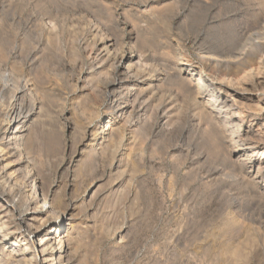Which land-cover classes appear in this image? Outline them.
<instances>
[{"label":"rangeland","instance_id":"rangeland-1","mask_svg":"<svg viewBox=\"0 0 264 264\" xmlns=\"http://www.w3.org/2000/svg\"><path fill=\"white\" fill-rule=\"evenodd\" d=\"M67 1L69 0H0V10L2 8L4 10L0 12V21L3 20L0 22V26L3 25L2 31L0 30V39L2 38L3 43L5 42L4 48L9 45L6 49H10L11 45L13 46V44H10L14 42L13 40L18 38L22 41L23 39L24 47H27H20L21 44L23 45V41L18 40V45H14L17 51L20 50L21 55H27L26 52L29 54L32 51L31 49L39 47L40 54L38 53L36 58L40 57L42 60L40 61L38 58L39 61L37 59L36 61L37 64L41 63L42 65L38 64L40 66H38V70L37 66L35 67L37 74L32 70V73L30 71L26 72V76L32 83H34V80H39L34 84L37 89L39 88V91H42L37 93L40 103L35 110L40 118L38 119L37 115L33 117L32 122L35 125L32 123L31 127H33L30 130V133L32 132L30 136H34V139H36L33 140L36 145L34 144L35 148H33L32 155L39 162V167L41 166L40 169L44 174V176L38 178L37 183L40 184L39 187L43 190H47L46 188L50 184L54 186L53 190L56 192L57 198L61 200V204L58 206L59 210L64 211L69 200L76 201V207L72 210V214L74 212L73 219L71 218L70 223L67 222L70 224L72 232L75 233V237L78 238L76 246L72 244L75 249L71 246L68 250L70 258H74L75 264H234L232 257H235V249L231 247L239 243L234 246H238V250L236 248L238 251H236V257H239L237 258L238 264H264V195L258 194L251 182H249L248 187H245L248 183L243 182L244 180L239 172H235L237 175L239 174L238 177L232 176L235 173H233V169H230L231 165L229 164L230 167H228V162H225V157L229 155V152H227L228 146L224 143L217 144L218 141L215 140V137H212L213 132L210 130L211 134L209 131L211 127L208 128L212 121L207 117L208 114L201 115L198 104L196 105L197 102L195 103L190 95L182 91L179 93L177 86L168 82V85L165 84L168 88L167 86L164 88L159 86V89H157L159 94L160 92L163 95L164 92L165 94L168 93L164 95L163 105L165 106V103H167L168 108L169 106L170 108L176 106L177 108H173V110H176L171 109V114H177L179 117L172 115L175 119L171 118L168 121L169 124L165 123L166 121L160 118L163 111L158 109L157 106L155 107V104H158L155 103L154 107L157 109L152 107V110H155V113L157 110L161 114H158V116L153 113L154 117L151 118V123L148 122L149 126L153 128L145 124L148 130L145 129L147 132H145L147 134L145 136L147 137L142 135V137L137 138L134 131L127 126L125 128L126 138L122 140L120 137H116L115 141L117 138L120 140L117 139L115 145H113V142V146L109 143V146L103 144L102 149L100 148L101 135L108 133V131H105V127L108 124L111 112L110 108L104 104V97L102 96H105L107 80L110 81L111 75L108 76V70L103 69V71L98 68L97 70L100 71L97 72V76L94 74L95 63L92 57L90 58L82 50L83 47L80 45L81 41L88 37L86 33L89 34V26L83 24V20L79 19L84 15L83 10L91 12L92 9V11L94 10L93 14L99 13V15H96L98 18L99 16L100 18L103 17V20L107 21L108 24L113 21L115 25L113 23L111 25L118 26V31L117 29L114 30V32L117 31L115 32L117 35H120L122 31L128 33L133 27L137 30L139 28L138 31L140 32L142 30L141 33L135 30L137 31V38L141 37L137 39V44L139 50L144 51L146 55H150H147L150 59L147 62L148 66L153 64L152 60L154 58L152 57L155 56V59L160 61H157L158 64L167 66L168 63H172L171 66L168 64V68L174 67L176 64H182L192 71L195 80L200 76V72L204 70L209 71L211 74L214 73L208 77H203L208 83L218 86L217 90L222 95L221 97L230 96L228 101L235 99L232 101L235 105L237 104L234 108L241 112L240 117L244 120L240 131L243 133L242 129L250 123L253 130L256 131L257 125L253 123L255 116H264V0H73V2L70 0L69 4ZM8 2L12 3L11 6ZM75 2L76 5L78 4L77 6ZM75 7L81 9L78 10ZM109 9L113 10L114 15L110 13L112 17L109 14ZM127 13L129 15L131 13V15L129 16ZM124 14L128 16H124ZM104 15H106L105 18ZM64 16L67 18L66 22ZM71 17L74 19L72 20ZM133 17H135V20ZM53 21H57L60 29L57 34L55 33L53 37L49 38L46 29ZM4 22L7 23L4 24ZM61 25L66 27L64 26L63 29ZM74 25L78 31H75ZM82 28L84 31L81 30ZM6 29L9 31H6ZM3 32L5 35H3ZM72 32L75 34H72ZM260 35L261 37H259ZM40 36L42 37L40 38ZM44 36L45 39L48 38L45 40ZM73 36L74 38L77 37L76 40L72 38ZM8 39H11V42ZM139 40L143 42L141 43L142 46ZM37 41L39 43L41 41L40 45L43 47L36 43ZM160 41L165 42L166 50L160 45ZM248 41L250 42L248 43ZM196 43L198 44L196 45ZM12 46L11 49L14 48ZM207 50L211 54L214 52V56L222 55L223 57H220L224 60L216 56L217 61L213 64L207 58ZM150 51L158 53L152 52L153 54H151ZM71 52L77 55L75 56ZM162 52L163 56L167 58L163 59ZM239 55H243L242 58ZM232 56H236L238 61L236 57L232 61L229 60L232 59ZM72 57L75 58L72 60V62L75 61L74 63L70 60ZM258 57L259 60H257ZM249 58L251 60L254 58V61L251 62ZM166 59H168V62ZM173 59L176 64L173 63ZM240 59L245 60L243 62ZM162 60L166 62L163 61L165 62L163 63ZM200 69L202 70L199 71ZM105 72L108 74L107 76ZM90 75L92 77L94 75V77H91V79L89 78ZM241 76H244V79ZM248 76H250V79H248ZM218 78L224 81L218 80ZM221 81L223 83H220ZM258 81L262 83L259 82L258 84ZM224 83L225 85H223ZM230 84L236 86L235 89L234 87L230 88ZM244 88H246L245 92L243 91ZM45 89L47 94L44 91ZM89 90L91 92H88ZM181 92L184 95H180ZM39 94L46 95L41 96ZM167 95L173 96L169 99ZM42 97L44 98L43 101ZM174 97L178 99H173ZM178 100L180 101L179 107ZM41 102L42 105H40ZM204 103L208 104V102L203 101L202 105ZM250 105L251 109L249 108ZM208 106L214 109L215 114L221 112L223 114L224 112V108L220 112L218 109L211 107V104H208ZM247 107L250 110L249 112ZM41 108L42 110H40ZM193 108L198 111L193 110ZM253 109L258 110V112L253 111ZM152 110L151 112H153ZM98 112L102 115L100 118L99 115H94ZM197 112H200V116L197 115ZM242 113H245L246 116ZM153 115L150 113V116ZM36 117L39 120L37 124L35 122L37 121ZM201 117L203 120L207 117L208 120L206 121L210 120L211 122L206 123V121H202ZM172 123L173 125H170ZM221 123L224 128L226 123L221 120L220 127H222ZM153 124L156 126H153ZM86 126L93 129L94 138L90 137V145L96 144L99 148L96 151L97 154L94 152L92 155L93 158L92 156L91 158L86 156L87 154L79 155L80 152L78 151ZM103 128L104 130H102ZM161 131L163 133L167 132L163 134ZM131 134L134 139L130 138ZM119 142L123 147L119 146L120 153L117 154L114 160V158L112 159V151L118 147ZM249 142L242 141L241 144L248 147ZM221 145L227 147L223 148ZM254 145H264V140L256 141ZM114 146L115 148H113ZM102 152L104 153L101 154ZM223 153L225 154L223 155ZM77 155L78 157H75ZM133 164H136L135 167L132 166ZM125 165L128 166L125 167ZM125 168L127 169L125 170ZM116 170H119L118 173ZM121 171H123V175L120 173ZM35 173L36 170L34 173H29V175L33 174L34 176ZM229 178H232L233 181L238 178L242 179L241 183L245 184L240 186L231 179L228 181ZM230 182H233V184H229ZM30 183V186H33L31 181ZM229 188L233 190V192L231 190V193L235 192L233 195L229 193ZM257 194L261 195L260 199ZM234 219L239 220L234 223ZM53 245L57 248L58 240ZM231 250H233V253H231ZM8 255L9 253L0 251V264H14V261Z\"/></svg>","mask_w":264,"mask_h":264},{"label":"bare ground","instance_id":"bare-ground-1","mask_svg":"<svg viewBox=\"0 0 264 264\" xmlns=\"http://www.w3.org/2000/svg\"><path fill=\"white\" fill-rule=\"evenodd\" d=\"M71 1L73 2V0H71ZM68 2H70V0L67 1V3ZM72 2H71V4H72ZM146 2H148V1H146ZM105 3H104V7L106 8ZM110 3H112V2H110ZM4 4H5V2H4ZM11 4L9 3L10 6H11ZM129 4H131V3H129ZM9 5H8V7H9ZM23 5H24V3H23ZM75 5H76V2H75ZM114 5H116V4L114 3ZM115 7H117V6H115ZM70 8H73V7H70ZM75 8H77V7H75ZM4 9H6V8H4ZM79 9H81V8H79ZM1 10H0V12H1ZM2 11H4V10H2ZM90 11L91 12L83 10L84 15H82V16L80 15L81 18H79V19L83 20V24H86V25L89 26V29H88L89 30V34L84 32V33H86V35H88V37L84 38L81 41L80 45L83 47L82 50H84L90 58L92 57L93 62L95 63L94 67L96 69L95 70L93 69L95 75L97 74L98 71H100V70H97V68L101 69V70H103V69L105 70L106 69V70H108V73H109V75H108L105 72L106 76L107 75L108 76L111 75L110 81H109V79L107 80L105 78L108 81L107 82L108 84H106V91L104 90L106 92L105 96H102V97H104V100H103L104 104H106V106L108 108H110L111 112H110V115H109L110 119L108 121V124H107V126L105 125L106 126L105 127L106 128L105 131H108V133L107 134H103V135L100 134L102 136L101 139H100L102 142L99 143L100 144L99 146H101L100 148L102 149V147H103L102 145L103 144L104 145H108L110 143L112 145V143L114 142L113 145H115V142L120 140V139L117 138L118 140L116 139V141H115L116 137H120L122 140L124 138H126L125 137V134H126L125 128L127 126L134 131V135H136L137 138L138 137H142V135H144V136L147 135V134H145V132H146L145 129L147 130L145 124H148L149 121L151 123V121H152L151 118L154 117L153 113L155 115L159 114V112L157 110H156V113H155V110L153 111L152 107L154 109L158 108V109L163 111L160 118H162V120H165L166 121L165 123H168V121L171 120V118L175 119L174 117H177V116L179 117V115H177V114H176L177 116L174 115V114H171L173 108H175L176 106L173 107V108H170V106H169V108H170V110H169L168 106H166L167 103H165L166 104L165 106L162 103L164 95H166L168 93L166 92V94H165V92L162 90L164 92V95L161 94V92H160V94H161L160 95L158 93V90H157V89H159V86H161L163 88L166 87L168 85L167 84V82H168V83H171L172 85L177 86V90L179 89V91H178L179 93H180V91H182V92L187 93L188 95H190L193 98V101L195 100V103L197 102L196 105L198 104L197 105L198 106V110L201 111V115H205V114L207 115L208 114L207 117H209V119L212 121V124H213V125L211 124L212 126L208 125L211 121L210 120H209L210 122L206 121V120H208L207 117H206L207 119L205 118V120H203L202 119L203 116H202L201 119H202V121H206V123L209 122L208 124H205V125H208V128H209V126L211 127V129H209V131L211 130L213 132L214 136L212 135V137H215V140L218 141L217 144L220 145V143L221 144L224 143V144H226L228 146L229 149H228L227 152H229V155H228V157L225 155L226 156L225 157V159H226L225 162L226 163L228 162V167H230L229 166V164H230L231 165L230 169L231 170L233 169L232 170V171H234L233 173L239 172L241 174L240 176H242L244 181L242 179L241 180L243 182H246V184L248 183L247 186L245 185V187H248V185H250L249 182H251L252 186L255 187V189L257 190L258 194H263L264 195V145H260V146L254 145L256 141L258 142L259 140H262V141L264 140V116H255V118L253 120V123H255L257 125V130L256 131L253 130L252 124L250 123L249 125L245 126L244 129H242L243 133H241L240 132L241 131V127L243 125L242 121H244V120H242V118L240 117L241 112H239L238 110H235V108H234V106H236L237 104L235 105L234 102H232V101L235 100V99L228 101V98L230 96H226L225 98L221 97L222 95H220L218 93V90H217L218 86L216 87V86L208 83L203 77V76L208 77L210 75H213L214 73L211 74L209 71L204 70V71L200 72L201 73V74H199L200 76L198 75L199 77L198 78L196 77L197 79L195 80L194 77H193L192 71L187 69V68H185L182 64L180 65V64L174 63V59H173V63L176 64V65L174 67L168 68L169 67L168 66L169 63L167 64L168 67L167 66H163L161 64H158L157 61H159V60H156L155 56L152 57V58H154V60H152L153 64L151 66H148L147 62L150 61L148 56H150V55L147 54L148 55L147 56L144 53V51L139 50V47H138V44H137L138 43L137 39L141 38V37L137 38L138 36H137L136 32L139 30L138 27H137L138 30L133 27L131 29V31H129L128 33L127 32L123 33V31H122L123 34L121 33L120 35H117L115 32L118 31V29H117L118 26H116V27L112 26L111 24L113 23V21H111L112 23L109 22L110 24H108L107 21L105 22L103 20V17L100 18V16H99V18H98L96 16L97 14L99 15V13H96V15H95V14L92 13L94 10L92 11V9H91ZM112 11L110 10L109 14L112 13ZM128 11H130V10H128ZM77 12H79V11H77ZM80 12H82V11L80 10ZM133 12H135V11H133ZM100 13H102V12L100 11ZM131 13H130V15H131ZM80 14H82V13H80ZM112 14H110L111 17H112ZM126 15L124 14V16H126ZM135 15H137V14H135ZM5 16H7V15H5ZM105 16L106 15H104V18H105ZM134 18L135 17H133V19ZM73 19L74 18H72V20ZM118 19H120V18H118ZM124 19H127V18H124ZM2 21H0V22H2ZM64 21L66 22L67 18L64 19ZM77 21H79V20H77ZM130 21H132V20H130ZM127 22H129V21H127ZM6 23L4 22V24H6ZM71 23H70V25H71ZM117 23L118 22L116 20V25H117ZM73 24H74V22H73ZM46 25H47V23H46ZM64 26L61 25V27L63 29L66 27V26L65 27ZM2 27H3V25H2ZM2 27L0 26V30H1ZM45 27H47V26H45ZM74 27H75V25H74ZM68 28H69V26H68ZM7 29H6V31H9ZM59 29H60V25L57 23V21H53L51 23V25L48 26V29H46L47 30V36H49V38L51 36L53 37L55 33L57 34ZM76 29H75V31H78V29L77 30ZM116 29H117V31L114 32V30H116ZM46 30H45V32H46ZM81 30L84 31L83 28ZM81 30H80V32H81ZM135 30H137V31H135ZM170 30H172V29H170ZM62 31H64V30H62ZM138 32L141 33L142 30H141V32L140 31H138ZM73 33L74 32H72V34ZM261 33H263V32H261ZM167 34H166V36H167ZM3 35H5L4 32H3ZM84 35H83V37H84ZM261 35L259 37H261ZM141 36L143 37V35H141ZM41 37L42 36H40V38ZM55 38H57V37L55 36ZM72 38H74V36ZM76 38L77 37L75 36L74 40H76ZM12 39H14V38H12ZM44 39H45V36H44ZM17 40H18V38H17ZM17 40H13L14 42H11V39L10 40L8 39V41L11 42V43L10 42L9 43L13 44V46L11 45L12 47H14V45H16V44L18 45V41H20L21 39L18 40V41ZM260 40H261V38H260ZM3 41L4 40H2V38H1L0 39V251H3L5 253H9L8 256H10V258L14 261V264H75V260H73L74 258L73 259L70 258V256H69L70 254L68 253V250L71 248L72 244H74L76 246V243H77V240H78V238L75 237V233L72 232L73 230L70 229V224H69L70 220H71V218H72V216L74 214V212L72 214V210H73L74 207H76L75 206V202L76 201L75 202L72 201L73 199L68 201V199H67L68 202L66 203V207H65L64 211H60L59 210L58 206H59V204H61V202H60L61 200L59 198H57L56 192L53 190L54 186H52L50 184L49 187L46 188L47 190H43V189H41V187H39L40 184L38 185V183H37V181L39 180L38 178L44 176V174H43V171L40 169L41 166L39 167V162L36 159H34L33 155H32L33 150H34L33 148H35V146H34L35 141H33V140H36V139H34V136H32L33 137V139H32V137L30 136V134L32 132L30 133V130L33 127V126L31 127L32 123H34V122H32L33 121V117L35 115H37L36 112H35L36 107L40 103L39 99H38V95H37V93L39 91L38 90L39 88L37 89V86L34 84L35 82H37L38 79L36 81L34 80V83H32L29 80L28 76H26V72L30 71V73H32L31 72V70H32L33 72L35 71L34 73H36V68L38 70V66L41 64V63L40 64L38 63L39 64L38 65L37 61H36V59L38 61L40 59V57H38L39 59L36 58L38 56V53H39V51H38L39 47L38 48L37 47H35V48L33 47L34 49H31L32 51L29 54H28V52H26L27 55H21L20 52H19L20 50L18 49L19 51H17L15 49V47L13 49H11V46H10V49H6V48L9 47L8 44H7L8 47L4 48V43L5 42L3 43ZM22 41H23V39H22ZM22 41H20V42H22ZM38 41L36 43H39ZM250 41H248V43ZM78 42H79V40H78ZM40 43H41V41H40ZM40 43H39V45H40ZM141 43H143V42L140 41V44ZM159 43H160V45L162 47H164V48L166 47L165 42H161L160 41ZM144 44H146V43H144ZM197 44L198 43H196V45ZM149 45H151V44H149ZM22 46H23V48L27 47V46L24 47V41H23V45L21 44L20 47H22ZM141 46H142V44H141ZM41 47H43V46H41ZM78 47L80 48V46H78ZM157 47H159V46H157ZM43 49H41V51H43ZM165 50H166V48H165ZM72 51H74V50L72 49ZM146 51H148V50H146ZM208 51L209 50H207V58H208V60L210 62H213V64H214V62L216 63V61H217L216 60V56L217 55L215 54L216 56H214L213 55L214 52L211 54V53H208ZM75 52H76V49H75ZM152 52H151V54H153L156 51H154L153 53ZM163 52L161 54L163 59L167 58V57L163 56ZM202 52H203V50H202ZM202 52H201V55H202ZM156 53H158V52H156ZM219 53H217V54H219ZM226 53H225V55H226ZM71 54H74V53L71 52ZM154 55H156V54H154ZM229 55H231V54H229ZM229 55H227V56L229 57ZM218 56H217V58H219L222 55H220L219 57ZM242 56H240V57L242 58ZM235 57L232 56V59H229V58L228 59L232 61L233 58L235 59ZM156 58H157V56H156ZM230 58H231V56H230ZM73 59H75V58L72 57L70 59L71 62H72ZM222 59L223 58H221V60ZM247 59H248V57H247ZM249 59L251 60V58H249ZM259 59L260 58L258 57L257 60H259ZM41 60H42V58L40 59V61ZM236 60H237V57H236ZM240 60H243V59H240ZM244 60H243V62H244ZM252 60H251V62H252ZM163 61H165V60H162V62ZM166 61L168 62V59H166ZM179 61H180V59H179ZM74 62L75 61H73L72 63H74ZM165 62H163V63H165ZM171 64L172 63H170L169 65L171 66ZM245 64H246V62H245ZM260 64H261V61H260ZM106 66H108V67H106ZM242 66H244V65H242ZM238 67H236V68H238ZM252 67H254V66H252ZM258 68H259V66H258ZM221 69H220V72H221ZM40 70H42V69H40ZM201 70L202 69H200L199 71H201ZM243 70H246V69H243ZM250 71H247V72H250ZM237 72H234V73H237ZM79 76H81V75H79ZM99 76H101V75L99 74ZM106 76H104V77H106ZM236 76H237V74H236ZM91 77L92 76L90 75L89 78H91ZM93 77H94V75H93ZM223 77H222V79H223ZM229 77H231V76H229ZM233 77H232V79H233ZM32 78H34V77H32ZM220 78H218V80ZM224 78H226V77H224ZM242 78L244 79V76ZM242 78H240V79H242ZM80 79H82V78H80ZM222 79H220V80H222ZM248 79H250V76H248ZM213 80H215V79H213ZM230 80H231V78H230ZM235 80H238V79H235ZM246 80H247V77H246ZM211 81H212V79H211ZM222 81H224V80H222ZM222 81L220 83H223ZM215 82H217V81H215ZM241 82H243V81H241ZM259 82L260 81H258V84H259ZM260 83H262V82H260ZM75 84H77V83H75ZM165 84H167V85H165ZM248 84H249V82H248ZM223 85H225V83ZM231 85L232 84L229 85L230 88L234 87L235 84L233 86H231ZM235 87H234V89H235ZM239 87H240V84H239ZM167 88H168V86H167ZM221 88H223V87H221ZM244 89H243V91L245 92L246 88H244ZM165 90H167V89L165 88ZM177 90H175V91H177ZM44 91H46V89ZM175 91H174V93H175ZM40 92H42V91H39V93ZM88 92H91V91L89 90ZM182 92H181L180 95H184V93L182 94ZM231 92H233V91H231ZM171 93H169V94H171ZM46 94H47V91H46ZM46 94H42V95L45 96ZM39 95H41V94H39ZM167 96H169V99H170V97L173 96V95H167ZM43 97H42V101L44 100ZM181 97H183V96H181ZM188 98H190V97H188ZM192 98H190V99H192ZM173 99L177 100L178 98L174 97ZM167 101H168V99H167ZM203 101L206 102V103L208 102V104L212 105L211 107L218 109L220 112L224 108L223 114L225 113V115H223L222 112L218 113V114H215V111H213L214 109L210 108L208 106V104L204 103V105H202ZM155 103H158V104H155ZM42 104L43 103L41 102L40 105H42ZM154 104H155V107L157 106V108L154 107ZM169 104H171V103H169ZM179 104H180V101L178 103V107H179ZM197 106H195V107H197ZM252 106H255V105H252ZM40 107H42V106H40ZM257 107L259 108V106H257ZM249 108L251 109V105H250ZM249 108H248V112L250 111ZM236 109H237V107H236ZM243 109H244V107H243ZM261 109H262V106H261ZM40 110H42V108ZM107 110H109V109H107ZM151 110L153 112H151ZM174 110H176V109H174ZM193 110H195V109L193 108ZM198 110H195V111H198ZM209 110H211V111H209ZM255 110L253 109V111H255ZM256 111L258 112V110H256ZM248 112H247V114H248ZM150 113H152L153 116H150ZM242 114H245V113H242ZM94 115H99L98 116L99 118H100V116H102V115L99 114V112H98V114H94ZM172 115L174 117H172ZM197 115L200 116V112H197ZM197 115L195 114L196 117H197ZM39 116L40 115L38 114L37 115L38 119L40 118ZM149 116H150V118H148ZM245 116H246V114H245ZM37 117L35 119H37ZM38 119H37V121L34 120L36 122V124L39 123ZM155 119H154V121H155ZM221 120H223L226 123V126L224 128H223V125H222L223 122L221 123L222 127L219 126V123H220ZM162 123H164V122H162ZM173 123H176V122H173ZM173 123L170 124V125H173ZM34 125H35V123H34ZM154 125L155 124H153V126ZM160 125H161V123H160ZM148 126H149V124H148ZM164 126H166V125H164ZM167 126H169V125H167ZM149 127H151V126H149ZM151 128H153V127H151ZM166 128L168 129V127H166ZM33 129H35V128H33ZM85 129L86 130L84 132L83 139H82L80 144L78 143L79 144L78 151L80 152L79 155L80 154H87L86 156L91 158V156L94 154V152L96 153L97 149L99 150V148L96 146V144H91L90 145V143H89L90 137L91 136L93 137V129L91 127L87 128V126H86ZM130 129H129V131H130ZM102 130H104V128ZM32 131H34V130H32ZM150 131H151V129H150ZM162 131H164V130H162ZM203 131H204V129H203ZM166 132L167 131H165V133H163V132L162 133L166 134ZM171 132H172V130H171ZM212 132H211V134H212ZM33 134H34V132H33ZM150 134H151V132H150ZM256 134H258V135H256ZM134 135H133V137H134ZM130 136H131L130 137L131 139H134V138H132V134ZM155 136H157V135H155ZM145 137H147V136H145ZM95 139H96V137H95ZM242 141H250L248 143L249 145H247L248 147H245L243 144H241ZM120 142H119V145L117 143V145H118L117 148H115V146L113 147V148H115L112 151V159L114 158V160H115V157H117V154L120 153L119 152L120 151L119 146H122V145H120ZM105 143H107V144H105ZM141 143H143V142H141ZM144 143H145V141H144ZM132 146H133V144H132ZM222 146L223 145H221V147ZM227 146H225V147H227ZM105 147H107V146H105ZM154 147H155V145H154ZM225 147L223 146V148H225ZM141 149H142V147H141ZM162 149H163V147H162ZM37 150H38V148H37ZM104 150H105V148H104ZM187 150H188V148H187ZM226 150H227V148H226ZM122 151H123V148H122ZM104 152H102L101 154H103ZM106 152H108V151H106ZM131 152H133V151H131ZM224 154L225 153H223V155ZM141 155H142V153H141ZM75 157H78V155L75 156ZM94 157H95V155H94ZM92 158H93V156H92ZM242 158H243V160H242ZM24 160H26V161H24ZM135 163H137V162H135ZM138 163H140V162L138 161ZM135 165L133 164L132 166L135 167ZM246 165H247L248 168L246 167ZM127 166L125 165V167H127ZM130 166H131V164H130ZM44 167H46V166H44ZM126 169L127 168H125V170ZM138 169H140V168H138ZM35 170H36V173H35L34 176H33V174L29 175V173H34ZM122 170L124 171L123 167H122ZM134 170H135V168H134ZM116 171L118 173L119 170H116ZM123 171H121L120 173L122 174ZM125 173H126V171H125ZM236 173H235V175H232V176H234V177L237 176L238 177L239 174L237 175ZM121 174H120V176L123 175V174L122 175ZM43 179H45V178H43ZM230 179L233 181L232 178H229L228 181ZM238 179L233 181V182L237 183L238 185L241 186V184H243V183H241L242 181L240 179L239 180ZM30 181L33 183V186H30L31 185ZM233 182L232 183L230 182L229 184H233ZM42 184L44 185L43 182H42ZM244 184L242 186H244ZM210 186H212V185H210ZM243 189H244V187H243ZM243 189H242V191H243ZM231 190L232 189H230L229 193L233 195L235 192L231 193ZM252 190H254V189L252 188ZM232 192H233V190H232ZM239 192H240V190H239ZM258 194H257V196L260 199L261 195L259 196ZM59 197H60V195H59ZM262 199H263V197H262ZM76 205L78 206V204H76ZM233 218H235V217H233ZM238 218H240V216ZM238 220H235L234 223L238 222ZM67 222H69V223H67ZM232 223H233V221H232ZM71 225H72V222H71ZM57 240H58V247L56 248L53 245V243L55 241H57ZM238 244L239 243H236L235 245H238ZM234 246L231 247V248L235 249L234 250L235 251L234 252L235 253V257H232V258L234 259V264H238V259L237 258H239V257H236V254L238 252L237 251L238 250V248H237L238 246H236V247H234ZM236 248H237V250H236ZM71 251H73V250L71 249ZM74 251H77V250H74ZM231 253H233V250H231ZM232 256H234V254H232Z\"/></svg>","mask_w":264,"mask_h":264}]
</instances>
